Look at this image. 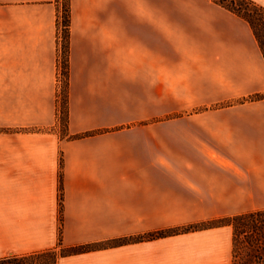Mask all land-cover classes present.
I'll return each mask as SVG.
<instances>
[{"label":"crops","instance_id":"crops-1","mask_svg":"<svg viewBox=\"0 0 264 264\" xmlns=\"http://www.w3.org/2000/svg\"><path fill=\"white\" fill-rule=\"evenodd\" d=\"M129 7L121 21L114 0H70L61 132L58 3L0 0V259L54 248L59 231L77 247L264 210V99L170 122L179 132L164 148L163 123L140 116L161 115V6ZM215 42L218 87L263 94L253 33ZM232 238L223 226L57 264H233Z\"/></svg>","mask_w":264,"mask_h":264},{"label":"rangeland","instance_id":"rangeland-1","mask_svg":"<svg viewBox=\"0 0 264 264\" xmlns=\"http://www.w3.org/2000/svg\"><path fill=\"white\" fill-rule=\"evenodd\" d=\"M131 1L114 0L115 15H120L121 21L127 19L125 16ZM251 1L264 8V0ZM62 4L63 1L59 0L58 52L61 69L65 60ZM156 4H160L162 11L161 115L158 117L157 107L156 117L153 110L143 107L140 116L145 122L163 123V147L169 148L174 143L171 139L179 130L172 129L168 123L187 121L193 115L224 106L253 102L249 98L256 94L243 99L229 98L233 93L218 87L219 64L214 50L219 36L230 39L242 35L244 38L251 29L239 17L208 0H156ZM62 73L59 70L57 78L58 107L63 102ZM60 127L61 132H64L63 120L60 121Z\"/></svg>","mask_w":264,"mask_h":264},{"label":"trees","instance_id":"trees-1","mask_svg":"<svg viewBox=\"0 0 264 264\" xmlns=\"http://www.w3.org/2000/svg\"><path fill=\"white\" fill-rule=\"evenodd\" d=\"M57 3L59 0H55ZM62 27L64 35L63 53L65 60L62 69L64 90L62 106L58 107L59 120H63L64 129L68 123V48L70 29V0H62ZM223 8L227 12L239 17L251 29L264 58V8L251 0H208ZM56 27L59 30V16ZM58 99V96H57ZM264 95L256 94L249 101L263 100ZM64 119H62V117ZM80 137V136H75ZM61 174H59V188H61ZM230 226L232 228V257L233 264H264V210H255L244 214L226 216L215 220L205 221L184 227L162 229L147 233L139 237L118 238L102 244L64 247L59 239L56 247L23 256H10L0 259V264H57L60 257L70 256L90 250L117 247L129 242H143L158 240L170 236H177L189 232H196L211 228Z\"/></svg>","mask_w":264,"mask_h":264}]
</instances>
